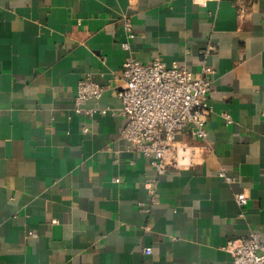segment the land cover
Instances as JSON below:
<instances>
[{
	"label": "crops",
	"instance_id": "0c3cea01",
	"mask_svg": "<svg viewBox=\"0 0 264 264\" xmlns=\"http://www.w3.org/2000/svg\"><path fill=\"white\" fill-rule=\"evenodd\" d=\"M124 42L215 71L207 139L178 135L194 152L160 175L119 114L75 107L89 75L105 88L84 107L119 109ZM254 231L264 242V0H0V264H230Z\"/></svg>",
	"mask_w": 264,
	"mask_h": 264
},
{
	"label": "built area",
	"instance_id": "2783aa9c",
	"mask_svg": "<svg viewBox=\"0 0 264 264\" xmlns=\"http://www.w3.org/2000/svg\"><path fill=\"white\" fill-rule=\"evenodd\" d=\"M124 28L128 37L133 38L128 18L124 20ZM122 48L127 55L117 89L119 109L84 107L88 99H98L105 88L89 75L78 81L76 109L90 116L96 112L119 114L124 120L120 136L130 142L134 152L150 158L158 175L165 172L171 159L179 165L189 163L194 150L176 138L188 132L197 140L207 139V120L213 110L208 100L214 81L213 67L205 64L199 72H193L177 62L167 64L159 55L142 62L130 52L128 42L122 43ZM220 115L226 123L232 121L228 111H221ZM146 187L154 192L152 181H147ZM235 198L244 206L248 197L245 192H239ZM226 247L232 257L230 264H264V242L258 232L230 240ZM144 251L150 253L151 247H145Z\"/></svg>",
	"mask_w": 264,
	"mask_h": 264
}]
</instances>
